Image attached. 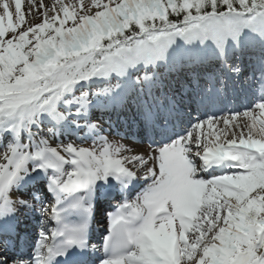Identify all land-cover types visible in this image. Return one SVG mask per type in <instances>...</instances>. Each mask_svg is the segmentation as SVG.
<instances>
[{
  "label": "snow or ice",
  "instance_id": "obj_1",
  "mask_svg": "<svg viewBox=\"0 0 264 264\" xmlns=\"http://www.w3.org/2000/svg\"><path fill=\"white\" fill-rule=\"evenodd\" d=\"M0 264H264V0H0Z\"/></svg>",
  "mask_w": 264,
  "mask_h": 264
},
{
  "label": "bare ground",
  "instance_id": "obj_2",
  "mask_svg": "<svg viewBox=\"0 0 264 264\" xmlns=\"http://www.w3.org/2000/svg\"><path fill=\"white\" fill-rule=\"evenodd\" d=\"M25 7H27V3H25ZM254 103H255V101L253 102V104H254ZM253 104H252V105H253Z\"/></svg>",
  "mask_w": 264,
  "mask_h": 264
}]
</instances>
